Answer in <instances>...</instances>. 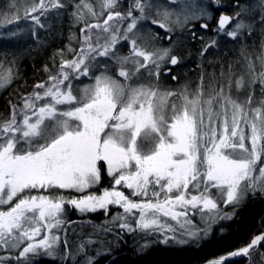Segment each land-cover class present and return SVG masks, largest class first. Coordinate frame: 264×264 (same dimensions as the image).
<instances>
[{
    "label": "snow or ice",
    "instance_id": "6c2138e0",
    "mask_svg": "<svg viewBox=\"0 0 264 264\" xmlns=\"http://www.w3.org/2000/svg\"><path fill=\"white\" fill-rule=\"evenodd\" d=\"M98 3L99 12L86 0L74 5V23L84 24L80 49L72 48L71 41L76 37L70 35L66 47L73 59H62L57 72L34 85L31 93L22 96L21 106H12L10 118L0 121V248L20 249L24 245L15 258L17 264H39L31 258L43 256L75 262L80 255L85 257L81 264H99L105 253L97 250L95 256H89L86 247L96 243L91 239L82 241L75 252L68 250L65 239L66 250L59 253L61 238L56 233L66 223V205L81 214L98 210L107 214L113 205L122 208L111 221L119 222L117 240L123 233L159 232L163 235L160 243L185 245L208 239L214 224L232 220L250 193L264 195V166L256 175L264 159V100L252 108L251 95L246 104H241L223 87L205 98L203 75L195 93L186 86L183 91H161V73L171 75V69L165 66H178L181 58L171 55L170 48L149 51L138 43L142 22L150 20L171 34V25L183 29L201 18L210 19L209 7L221 6L220 0H210L208 5L198 0H168L179 10L154 4L153 0H133L126 13L116 10L119 0ZM236 6L241 11L233 16L220 15L218 35L236 39L245 29L252 31L253 26L241 19L247 6ZM8 7H16L15 0ZM64 7L60 0H39L25 10L24 18L32 21V36H37V28L45 27L41 17ZM153 9L163 19L152 18ZM87 16L96 22L87 23ZM233 21L236 23L229 30ZM260 23L264 24V16ZM207 27L201 24V28ZM122 41L128 42L130 50L128 55L117 56L115 49ZM215 44L212 39L200 55ZM56 55L63 57L64 51L58 50ZM100 58L120 65L117 75L123 82L108 75L109 66L101 64ZM260 62L264 66V58ZM97 68L102 70L93 78ZM248 69L254 73L252 82L258 79L264 85V70L255 74L251 61ZM44 70L49 71L47 66ZM81 77L94 82L75 89L77 95L73 81ZM14 78L12 67L5 69L0 60V89ZM140 80L149 82L134 83ZM235 83L242 88L243 77ZM231 86L229 79L228 88ZM176 97L179 102L173 99ZM101 163L114 183L111 189L95 194L88 190L101 182ZM116 186H123L131 197L139 199H132ZM56 190L81 195L68 198L62 193L44 194ZM220 202L233 210L223 211ZM197 212L203 228L189 215ZM161 216L175 221V226L161 222ZM98 230L105 234L112 231L107 225ZM220 231L224 234L225 230ZM262 241L264 233L206 264H231L233 258L250 257ZM5 259L10 257H0V264ZM112 264H116L115 259Z\"/></svg>",
    "mask_w": 264,
    "mask_h": 264
},
{
    "label": "trees",
    "instance_id": "16d2710c",
    "mask_svg": "<svg viewBox=\"0 0 264 264\" xmlns=\"http://www.w3.org/2000/svg\"><path fill=\"white\" fill-rule=\"evenodd\" d=\"M35 1L15 0L16 7L9 9L8 6L13 3V0H0V60L4 61L5 69L12 67L15 77L10 84L0 90V121L10 118L12 106H21L22 96L31 93L34 85L46 81L50 74H55L62 59H73V54L68 52L66 47L69 45L70 35L74 34L76 37L71 41L72 48L78 51L81 46L78 41L81 38L80 29L84 24L74 23L71 16L74 5L79 4L80 0H60L65 7L50 10L47 17L41 18L45 27L37 28L36 37L32 36V28L25 29L28 32L26 36L19 34L21 27L18 24L25 19L24 10ZM204 1L207 5L210 2V0ZM86 2L91 3L97 12L100 11L98 0H86ZM132 2L133 0L119 1V11L126 13ZM220 4L219 7L214 4L209 7L212 13L210 19L193 21L183 29L176 28L177 32L168 34V37L167 34H161L162 31L159 28H155V32L161 34V38H157V34L153 35L152 31L149 32L148 28L145 29L142 25L145 35L139 37L138 43L149 51L165 48L169 43L173 44L171 55L181 58L178 66H165L171 69V75L161 73L159 88L179 91L186 86L190 89L193 85L194 87L201 85L203 75V87H210L212 94L218 92L221 87H226L228 90L234 89V93L240 97L238 102L246 104V98L251 95L252 105H255L264 100V85H261L258 79L255 83L252 82L254 73L249 71L248 64L249 61L253 63L255 74L264 70L260 62L261 58H264V24L260 23L264 16V0H220ZM237 4L247 6V11L242 14L241 19L253 26L252 31L245 29L236 39L218 35L216 33L218 16L221 13L233 16L241 11ZM106 13L104 17L107 16ZM16 16L20 19L17 20ZM8 21L14 22L8 23ZM25 21L27 24L32 22L29 19ZM86 22L96 21L91 16H87ZM201 24H207V29L201 28ZM153 36L156 39H153ZM212 39L216 40L215 46L210 47L201 56V51ZM58 50L64 51L63 57L54 56ZM125 51V46L119 47L121 54ZM45 66L49 69L48 72L44 70ZM113 69L112 67L109 73L115 74ZM172 76L176 79H172ZM241 77L244 79L245 86L239 90L235 87V82ZM121 79L123 81V78ZM229 79L232 82L230 89L228 88ZM263 164L264 159L257 167ZM100 166L103 168L102 178L97 188L92 189L95 191L109 185L105 165L101 163ZM63 195L70 197L72 194L67 192ZM111 210L112 208L109 207L107 214L104 210H98L79 216L71 208L69 216H65L66 225L59 253L62 255L66 250L63 243L65 239L68 241V250L72 252L76 251L82 241L91 239L96 243L86 247L87 254L95 256L97 250L105 253V256L99 258V264H112L113 259L116 264H203L209 259L226 255L230 251L245 246L254 236L264 232V195L259 193H250L237 209L232 220L214 224L208 239L185 245H162L152 241L147 244V247H143L141 242L145 239L142 236L144 234L132 233H123L122 239L117 240L119 226L106 224ZM232 210L231 206L227 207V211ZM104 225L110 227L112 231L107 234L99 231L98 228ZM221 229L225 230L224 234H221ZM70 240L73 246L70 245ZM101 241L104 243L101 244ZM108 242L118 244V247ZM198 243L199 247H197ZM262 254H264V241L252 250L250 257L233 260L231 264H264ZM36 258L33 261L39 260V264H81L85 259L84 255L78 256L75 262L71 259L61 261L47 256Z\"/></svg>",
    "mask_w": 264,
    "mask_h": 264
},
{
    "label": "rangeland",
    "instance_id": "374dc122",
    "mask_svg": "<svg viewBox=\"0 0 264 264\" xmlns=\"http://www.w3.org/2000/svg\"><path fill=\"white\" fill-rule=\"evenodd\" d=\"M120 2L122 1V0H119ZM198 2L199 3H201V4H205V5H207L206 3H205V1L204 0H198ZM37 3H39V0H36L32 5H29L25 10H27V9H30L34 4H37ZM153 3L154 4H159V5H166L167 7H169L170 9L171 8H175L176 10H179V7L177 6V5H171V4H169L168 3V0H153ZM24 10V11H25ZM116 10H119V8H117ZM161 11H163V9L161 8ZM155 12H156V9H153L152 10V12L150 13V15L152 16V18H154V19H158V20H161V19H163V17L162 16H156L155 15ZM136 12H134L133 14H135ZM153 13V14H152ZM38 14V13H37ZM107 14V13H106ZM105 14V15H106ZM136 15H138V13H136ZM42 18V17H41ZM29 20H30V18H28ZM172 19H175V17L173 16V18ZM201 19H209V18H207V17H205V18H201ZM25 20H27V19H24V20H22V22L20 23V24H18L20 27H21V31L19 32V34H21V35H23V36H26L25 34L26 33H28L27 31H25V29H31L32 28V22H31V24H27V23H25L26 21ZM31 21V20H30ZM236 23V21H233L232 22V24L231 25H229L228 27H229V30L231 29V27H232V25H234ZM142 25H144L145 26V29L146 28H148V31H149V29H151V31L153 32V35H158L157 36V38L158 37H160L161 36V34H167L166 36L168 37V32L165 30V29H162V28H160L158 25H153V24H151V21L149 20V21H147V22H142L141 23V25L139 26V28H138V33H139V37H143L144 35H145V32H144V28H142L143 26ZM124 27H126L127 25H126V23L123 25ZM142 26V27H141ZM172 27H173V32H177L176 31V28H179L178 26H176V25H171ZM155 28H159L161 31H162V33L161 34H158V33H156L155 32ZM150 32V31H149ZM172 32V33H173ZM155 33V34H154ZM161 38V37H160ZM229 38H231V37H229ZM123 46H125V48H126V51L124 52V53H120L119 52V47L120 48H123ZM142 47H143V45H142ZM165 48H170L171 49V52L173 51L172 49H173V44H167V46L165 47ZM161 49H164V48H161ZM129 50H130V46H129V44H128V42H126V41H122L120 44H118L117 45V47H116V49H115V53H116V55L117 56H125V55H128V53H129ZM170 59V58H169ZM100 61H101V64H107L108 66H109V71H110V69H112V67L115 69H113L114 70V72H115V74H111V72L109 73V71H108V75H111L113 78H117V79H120L121 80V82H123L122 81V79L121 78H119L118 77V70H119V67H120V65H118V64H116V63H114L113 62V60L112 59H108V58H100ZM128 67H132L131 65H128ZM167 68V67H166ZM102 69L101 68H97V69H95L94 71H93V73H92V76H93V78H94V76L95 75H98L99 73H100V71H101ZM94 82V80L93 79H90L89 77H81L79 80H74L73 81V84H74V94H77V95H79V92H76L75 91V89H78V88H82L84 85H87V84H91V83H93ZM136 82H138V83H148L149 81H147V80H140V81H136ZM244 86H245V84H244ZM235 87H236V83H235ZM197 88H198V86H195L194 87V85L192 86V87H190V89H188V91L190 92V93H195L196 91H197ZM204 88V87H203ZM224 88V90H225V93L226 94H228V95H230L231 97H232V99H234V100H236L237 102L239 101V99L238 98H240L239 97V95L238 94H236V93H234V89H230V90H228L226 87H223ZM237 88V87H236ZM243 88V87H242ZM238 89V88H237ZM241 88H239V90H240ZM1 90V89H0ZM160 90L161 91H167V90H173V89H171V88H163V89H161L160 88ZM184 90V88H180V90L179 91H183ZM177 91V90H176ZM204 93H205V98H207L209 95H211L212 94V89L210 88V87H205L204 88ZM174 100H176L177 102H179V98L178 97H176V98H173ZM248 98H246V100H247ZM253 100V99H252ZM239 103H241V104H243L242 102H239ZM258 106H260V101L258 102V103H256L255 105H252V107L253 108H256V107H258ZM249 147H250V145H249ZM261 166H264V164L263 165H260L259 167H261ZM259 167H257V169H256V175H259ZM105 170H106V165H105ZM106 174H107V171H106ZM107 178L109 179V185L106 187L107 189H111L112 188V186H113V183H114V181L108 176V174H107ZM117 187V189L118 190H120V191H123L124 193H125V195H128V196H130L131 197V193H130V191L128 190V189H126V188H124L123 186H116ZM97 187H95V188H92V189H96ZM106 188H102L101 187V189H99L98 191H95V190H92V189H90V190H88V191H90V192H93V193H95V194H100V192H101V190H103V189H106ZM88 191H86L85 193H83L84 195H86V194H88ZM67 192H70L72 195L70 196V197H68V198H71V197H77V198H79L80 197V195H81V193H77V192H75V191H72V190H61L59 193H56V192H46V193H44L45 195H53V196H55V195H59V194H64V193H67ZM32 194H35V193H32ZM192 194H195V193H192ZM213 195H215V191L213 190ZM132 199H139V198H137V197H131ZM162 198V197H161ZM5 207V209L7 208V206H4ZM111 208H112V210H111V212L108 214V218L106 219V224H116L117 226H119V222L117 221V222H115V223H111V221H112V217L113 216H115L116 214H117V212H122L123 211V209L122 208H120L119 206H115V205H113V206H110ZM219 207L223 210V211H226V212H230V211H227V207L228 206H225L222 202H220V204H219ZM71 208H73L74 210H75V213L77 214V215H79V216H81V215H86V214H88V213H85V214H81V213H79L74 207H72V206H69V205H66L65 206V213H64V216H63V219H65V221H66V218H65V216H69V214H70V210H71ZM226 209V210H225ZM179 210V209H178ZM109 211V210H108ZM189 215H190V217H191V219H192V222L194 223V224H196L198 227H200V228H203L204 227V224L203 223H201V221H200V216H199V213L197 212V213H189ZM161 222H167V223H170V224H172L173 226H175V221H172L170 218H166V217H163V216H161ZM72 223V222H71ZM132 224H133V227H135V221H132ZM65 225H66V223H65ZM65 225L56 233L57 235H59L60 236V238H62L63 236H64V230H65ZM135 234H144V235H142V236H144L145 237V239H143V241L141 242V245L142 246H144V245H147L148 243H152V241H154V243H160L159 241L160 240H162L163 239V235L161 234V233H159V232H156V233H152V234H145L144 232H141V231H137ZM42 236H43V233L41 234V237L40 238H42ZM71 241V240H70ZM193 242H197V241H195V240H192V241H190L189 243H193ZM25 244H26V242H25ZM160 244H162V245H179V244H176V243H174L173 241H169V243L168 244H163V243H160ZM70 245H72L73 246V243H72V241H71V243H70ZM24 245H22L21 246V248L20 249H11V248H9V249H3V248H0V257H10V259H5L4 260V262H3V264H17V261H16V257L19 255V251H21L22 250V247H23ZM59 251V250H58ZM34 258H36V257H32L31 259L33 260ZM37 259V258H36ZM35 260V259H34Z\"/></svg>",
    "mask_w": 264,
    "mask_h": 264
},
{
    "label": "water",
    "instance_id": "95a60500",
    "mask_svg": "<svg viewBox=\"0 0 264 264\" xmlns=\"http://www.w3.org/2000/svg\"><path fill=\"white\" fill-rule=\"evenodd\" d=\"M263 233H264V232H263ZM258 235H259V234H258ZM240 258H243V257H237V258H233V259H232V261H233V260L240 259ZM204 264H206V262H205Z\"/></svg>",
    "mask_w": 264,
    "mask_h": 264
},
{
    "label": "flooded vegetation",
    "instance_id": "af4514ba",
    "mask_svg": "<svg viewBox=\"0 0 264 264\" xmlns=\"http://www.w3.org/2000/svg\"><path fill=\"white\" fill-rule=\"evenodd\" d=\"M221 14L227 15V14H225V13H221ZM221 14H220V15H221ZM220 15L218 16V18H217V21H218V19H219Z\"/></svg>",
    "mask_w": 264,
    "mask_h": 264
},
{
    "label": "bare ground",
    "instance_id": "6f19581e",
    "mask_svg": "<svg viewBox=\"0 0 264 264\" xmlns=\"http://www.w3.org/2000/svg\"><path fill=\"white\" fill-rule=\"evenodd\" d=\"M204 264V263H203Z\"/></svg>",
    "mask_w": 264,
    "mask_h": 264
}]
</instances>
